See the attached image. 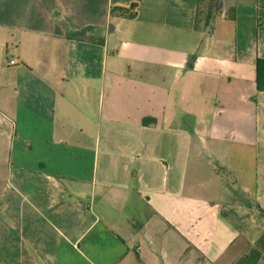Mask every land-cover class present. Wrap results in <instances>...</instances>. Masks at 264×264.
<instances>
[{
    "label": "crops",
    "instance_id": "crops-1",
    "mask_svg": "<svg viewBox=\"0 0 264 264\" xmlns=\"http://www.w3.org/2000/svg\"><path fill=\"white\" fill-rule=\"evenodd\" d=\"M197 8L0 0V264H264V0Z\"/></svg>",
    "mask_w": 264,
    "mask_h": 264
},
{
    "label": "trees",
    "instance_id": "trees-1",
    "mask_svg": "<svg viewBox=\"0 0 264 264\" xmlns=\"http://www.w3.org/2000/svg\"><path fill=\"white\" fill-rule=\"evenodd\" d=\"M220 0H198V8L196 12V27L208 28L210 26L211 18L215 11L219 10ZM136 4H132L131 9H135ZM132 11V10H131ZM126 8H113L112 13H120L123 16L135 17V10L131 12ZM227 16L231 19H234L236 16V9L232 7L228 10ZM90 28L81 29L78 31H69L68 34L71 37L81 38L89 31ZM257 89L259 91L264 90V58H258L257 60ZM144 124L149 125L155 122L154 118L144 119Z\"/></svg>",
    "mask_w": 264,
    "mask_h": 264
},
{
    "label": "built area",
    "instance_id": "built-area-1",
    "mask_svg": "<svg viewBox=\"0 0 264 264\" xmlns=\"http://www.w3.org/2000/svg\"><path fill=\"white\" fill-rule=\"evenodd\" d=\"M10 63H14V60H10Z\"/></svg>",
    "mask_w": 264,
    "mask_h": 264
},
{
    "label": "rangeland",
    "instance_id": "rangeland-1",
    "mask_svg": "<svg viewBox=\"0 0 264 264\" xmlns=\"http://www.w3.org/2000/svg\"><path fill=\"white\" fill-rule=\"evenodd\" d=\"M262 243H263V245H264V240H263V242H262Z\"/></svg>",
    "mask_w": 264,
    "mask_h": 264
}]
</instances>
